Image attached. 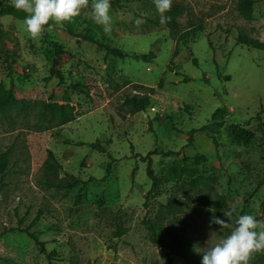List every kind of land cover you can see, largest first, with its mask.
<instances>
[{
    "label": "rangeland",
    "instance_id": "1",
    "mask_svg": "<svg viewBox=\"0 0 264 264\" xmlns=\"http://www.w3.org/2000/svg\"><path fill=\"white\" fill-rule=\"evenodd\" d=\"M111 1L123 8L111 7L110 35L90 9L48 33L60 54L20 20L0 18L9 54L8 63L0 58V85L26 106L0 112V156L9 151L0 171V264H166L165 254L173 264H201L202 252L227 234L211 224L214 216L231 210L233 222L243 214L264 220V140L256 128V116L264 124V51L235 44L239 34L264 42V0H253L249 19L236 0H172L165 24L153 0ZM104 46L154 58L120 59ZM131 96L148 97L147 109L132 113L124 103ZM43 103L69 104L76 117L58 126L40 116ZM217 108L228 111L217 145L200 131L188 141ZM234 123L252 133L248 143L230 136ZM95 142L106 152L92 150ZM154 150L163 154L150 157L151 187L143 159ZM48 151L61 166L53 182L72 175L84 185L47 187ZM144 219L168 235L154 243ZM28 226L54 252L50 262L19 231ZM251 264H264V253Z\"/></svg>",
    "mask_w": 264,
    "mask_h": 264
},
{
    "label": "trees",
    "instance_id": "2",
    "mask_svg": "<svg viewBox=\"0 0 264 264\" xmlns=\"http://www.w3.org/2000/svg\"><path fill=\"white\" fill-rule=\"evenodd\" d=\"M253 0H236V9L239 15L244 19H249L251 8L253 5ZM111 7L115 9H122L123 6L111 1ZM2 17H11L16 20L22 21L25 17V13L21 11H16L13 5H9L4 3L0 0V18ZM169 23V22H168ZM67 33L71 36H78L82 40L86 42H94L93 36L90 34H77L75 35L72 32V29L68 27L66 29ZM188 31L182 33V35L179 36L178 40H184L186 37V33ZM48 32H45L43 39L48 41ZM48 43L52 46L53 50L56 54H60L61 50L58 47L57 43L54 41H48ZM235 44L237 45H243L250 49H255L259 51H264V42L258 41L256 39L247 37L245 35L239 34L236 37ZM106 53L112 55L113 57H117L120 59H132L135 61H144V62H150L154 58V53L149 52L148 54H142V55H136V54H128L126 52L121 51L117 48H109L107 46H104ZM0 58H2L3 62L8 63L9 60V54L8 50L6 49L3 37H2V31L0 30ZM192 63L196 65V61L192 60ZM54 72L51 71V74ZM219 76V75H218ZM224 79H228V77H224ZM188 78H183V82H187ZM131 110L132 113H139L144 112L147 107L149 106V98L148 97H137V96H131L129 98L125 99L124 102ZM20 107L22 111H25L26 106L22 101H19L15 98L12 86L5 89L2 85H0V112H4L7 109L10 108H16ZM228 115V111L226 108H217L215 111L211 114L209 122L202 127H200L198 130H191L189 134L188 141H191V137L196 132H205L208 136L210 135L213 144L216 146V139L215 134L218 132L219 129H221L224 125L225 118ZM40 116L42 118L52 119L56 121V124L58 126L65 125L67 123L72 122L75 117L76 113L72 106L69 104H56V103H43L41 105V111ZM256 120L258 121L257 125V131L260 134L261 138L264 140V124L261 122V119L259 116H256ZM230 136L233 138V140L237 142L242 143H248L252 138V133L244 128L241 127L239 124H231L230 127ZM89 147L92 150H96L99 153H105L106 149L100 145L98 142L89 144ZM163 153H160L157 150L152 151L151 153H148L146 157L143 159V161L146 163V169L145 173L147 178L151 181V187L155 185L156 177L153 175V171L151 169V159L150 157L152 155H162ZM9 156V151H6L0 156V171H3L7 159ZM203 157H196L195 160L198 162L199 160H202ZM111 168V162L107 164L106 167V174H109ZM42 169L47 175V187L59 189V190H72L75 187H77L79 184L81 186L84 185V183H81L77 178L73 177L72 175H66L65 178L61 182H53V178L55 179L57 172L61 170L60 164L56 161L51 151L47 152V158L44 161L42 165ZM224 203L222 200H219L215 205V210L219 211L223 208ZM40 216V213H38L35 217V219H38ZM143 226L147 230V232L151 235L152 240L154 243L158 244L160 237L164 235H168V231L163 228L159 227L150 221L144 219L143 220ZM30 227H25L19 229L21 233H25L30 239L34 241V243L38 246L39 251L43 254H45V257L48 262H50L51 257H53L54 252L51 251L50 253H46L44 249V243L37 240L35 235L29 231ZM117 236L121 235L123 233V230L117 228L116 230ZM166 264H173L170 256L168 254H165Z\"/></svg>",
    "mask_w": 264,
    "mask_h": 264
},
{
    "label": "clouds",
    "instance_id": "3",
    "mask_svg": "<svg viewBox=\"0 0 264 264\" xmlns=\"http://www.w3.org/2000/svg\"><path fill=\"white\" fill-rule=\"evenodd\" d=\"M16 11L25 13L23 30L33 39L40 40L45 32L51 33L56 25L63 26L90 9L91 19L102 27L105 34L113 31L111 0H12ZM160 22L170 21L172 0H153ZM142 23L137 20L136 24ZM224 218L213 217L211 224L227 230L213 246L202 252L201 264H251L257 253H264V220L250 214L239 215L233 222L231 210Z\"/></svg>",
    "mask_w": 264,
    "mask_h": 264
}]
</instances>
